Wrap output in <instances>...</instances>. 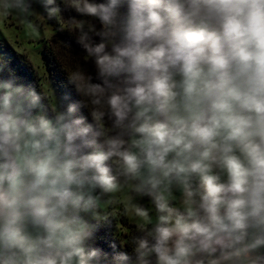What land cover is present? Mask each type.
I'll return each mask as SVG.
<instances>
[{"label": "clouds", "instance_id": "obj_1", "mask_svg": "<svg viewBox=\"0 0 264 264\" xmlns=\"http://www.w3.org/2000/svg\"><path fill=\"white\" fill-rule=\"evenodd\" d=\"M41 9L82 64L0 63V264H264V0H0Z\"/></svg>", "mask_w": 264, "mask_h": 264}, {"label": "rangeland", "instance_id": "obj_2", "mask_svg": "<svg viewBox=\"0 0 264 264\" xmlns=\"http://www.w3.org/2000/svg\"><path fill=\"white\" fill-rule=\"evenodd\" d=\"M41 12L42 9L26 17L0 14V59L7 60L16 54L21 55L34 68L40 88L47 87L49 83L54 87L48 58L53 63L55 55L57 59L69 65L72 56L60 42L54 40L59 25L55 21L50 23L46 21ZM45 52L48 57L45 56ZM126 231L127 228L119 222L118 232Z\"/></svg>", "mask_w": 264, "mask_h": 264}, {"label": "trees", "instance_id": "obj_3", "mask_svg": "<svg viewBox=\"0 0 264 264\" xmlns=\"http://www.w3.org/2000/svg\"><path fill=\"white\" fill-rule=\"evenodd\" d=\"M54 40L60 42V44L67 49L71 54V60L69 65L63 63V60L57 59L54 55L53 63L49 59V70L51 79L53 80L54 88L58 94L70 93V89L66 87L65 81V71L71 70L77 66V64H82L83 51L79 45L75 42L72 34L67 31L57 30ZM1 48V45H0ZM45 56L48 57L47 52ZM0 63L4 66L3 75L8 78L11 74L18 78V82L30 84L37 89L40 88L39 78L29 62H27L21 55L16 54L12 58L7 60L0 59ZM109 223H104L96 232V243L97 246L102 248L105 252L111 253L113 251L112 245L118 244L127 246L131 237L134 234V226L128 222L125 217H110ZM127 228L124 233L118 232V223Z\"/></svg>", "mask_w": 264, "mask_h": 264}]
</instances>
